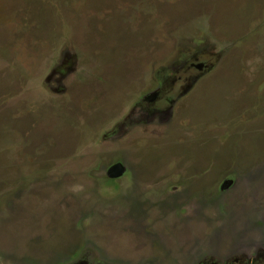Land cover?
Masks as SVG:
<instances>
[{
	"label": "rangeland",
	"instance_id": "obj_1",
	"mask_svg": "<svg viewBox=\"0 0 264 264\" xmlns=\"http://www.w3.org/2000/svg\"><path fill=\"white\" fill-rule=\"evenodd\" d=\"M0 264H264V0H0Z\"/></svg>",
	"mask_w": 264,
	"mask_h": 264
}]
</instances>
